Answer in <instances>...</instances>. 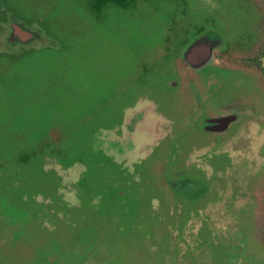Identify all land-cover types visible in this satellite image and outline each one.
Wrapping results in <instances>:
<instances>
[{"label": "rangeland", "instance_id": "obj_1", "mask_svg": "<svg viewBox=\"0 0 264 264\" xmlns=\"http://www.w3.org/2000/svg\"><path fill=\"white\" fill-rule=\"evenodd\" d=\"M173 2L174 0H150L141 5V14L118 8L110 12L104 10L101 14H97L89 0H8V7L16 12L18 17L32 21V25L34 20L41 19V25L51 36L50 38L55 43L63 44L68 50L60 54L59 52L43 53L42 56L30 59L27 65L39 71L40 83H35L30 92L21 89L16 81L6 85L2 83L0 107L5 106L12 111L17 107L23 109L28 102V93L36 95L33 101L36 108L38 106L41 108L45 102L46 105L42 107L44 111L47 104L52 108L57 105L76 108L90 102L95 103L102 91L124 87L127 76L137 74L143 63L149 61L156 65L155 84L159 86L162 76L174 70H180L172 57L162 59L166 53L160 56L164 51L162 45L170 24L175 23L176 29L170 44L174 51L178 49L174 44L176 40L185 37L180 34L183 28L189 29L187 36L188 39H192L191 33L195 26L212 24L223 30L220 32L225 36H223L224 40H228L227 34L230 35L234 27L253 29L260 27L259 23L264 19V0H185L184 6L178 0L177 4L181 3L183 6L184 16L177 13L180 8ZM3 18L6 24L7 15L4 14ZM246 25H248L247 28H245ZM244 45V43H237L229 48L227 44L221 49L224 55L218 56L219 67L222 70L217 77V83L222 86L223 91L231 89L224 98L225 101L233 99L230 105L233 106L231 110L239 114L240 119L246 116L253 122L243 123L235 131L223 133L219 140L220 147L214 155L208 154L205 149L192 151L186 155L194 146L204 147L211 139V142L214 140L210 134L192 126L181 127L180 120H175L173 124L178 140L164 138L155 152L149 151L169 131L167 125L170 121L158 120L162 112L177 116V112L188 105L182 96L183 93L180 92L182 91L180 87L162 90L160 99L163 106L150 111L144 109L146 112L142 116L148 120H122V124L117 125L115 117L119 116L120 111L116 100L109 101L107 106L103 104V100L99 101L87 115V120H98L97 124L101 125L100 131H102L98 132L102 137L106 134L107 145L114 150L115 156L109 155L111 157H108V162H105V169L108 168L107 166L111 169L117 163L121 164L122 160L124 165H130L137 158H144L138 167L139 171L144 169L140 174L141 178L143 174L148 175L147 171L150 168H161L166 159L171 161L168 165H171L174 171L184 167L188 170V174L195 176L191 170L195 163L206 171L203 172V181L207 186L199 187L190 184L180 189L189 192L195 188L205 187L202 198L188 203L187 209L191 212L182 217L186 218L184 224L177 219L167 220V224L158 225L154 233L155 239L153 237L145 239L142 229H137L139 233L135 234L127 231L128 233L121 232V236L116 235V231L115 233L111 231L114 229V223L120 222L123 226L129 224L125 218L147 216L153 211L150 206L147 205L149 209L146 207L147 203H141L140 200L134 201L132 191L126 195L119 206L122 213L115 214V218L108 224V227L112 226L111 229L99 228L95 223L93 225L85 222L86 216H79L81 208L79 204L91 198L87 191L93 188L106 196L103 189L109 187L108 180L99 181L96 178L100 169H97L94 162L90 163L91 167L88 170L90 174L88 171L85 173L82 167H78L76 171L77 166L74 165L69 170L58 169V171L54 167L49 169L48 166L49 174L44 171L46 167L42 171L39 170L41 177L36 176L37 184L40 181L42 186V182L45 183L49 175L51 181L47 183L50 184L48 192L44 191V195L38 196L37 200L43 203L42 198L49 197L55 202L56 210L59 208L57 202L64 204L66 199L71 213L64 216L69 222H62L58 215L53 211L48 212L49 210L43 206L40 209L31 207V203L30 205L28 203L31 198L27 193L23 202L28 211L16 217L17 213L5 207L6 202L3 195H0V235L4 232L6 238L13 241L22 239L25 234L24 240L27 243L25 248L30 246L27 252H24V256L30 258L27 264H118L121 263L120 261L124 264H172L171 262L175 261H178L176 264H264V74L261 69L263 66H258L256 63L261 58L262 65L264 54L261 56V53L264 43L254 42ZM24 49L31 48L23 47L19 50ZM0 51L7 50L0 45ZM12 53L17 52L11 51ZM250 56L256 58L253 65L246 59ZM12 62L10 59L0 57V81L6 79V74L10 72L12 66L16 68L22 66L19 61ZM183 71L185 75L187 72ZM17 73L22 82L28 80L23 70L19 69ZM201 74L202 72H199L200 76ZM186 78L190 79V74H186ZM195 78L196 76L193 80ZM129 89L132 88L129 87ZM232 91L236 94H231ZM150 100L151 97L145 96L144 99L140 98L138 104L148 103ZM129 107H124V111L128 112ZM128 116L130 117L131 114ZM40 120H47V118ZM50 120H54V117H50ZM259 120H262L260 127ZM114 124L117 126L111 134L104 130L113 127ZM182 136L185 141H179V137ZM174 142L180 144L179 153H183L177 157L169 154L170 146ZM132 144H134L133 147ZM51 159L55 161L56 158L52 157L50 161ZM92 159L95 160L96 157ZM90 160H85V163ZM64 172H67L66 184L61 185L60 181L52 183L53 175L59 177V174ZM124 172L127 176L132 175L127 170ZM155 175L157 176L155 180H159L163 173L160 178L157 171ZM124 186L132 190L133 183H124ZM155 187L156 196L162 197L164 192L161 186L155 185ZM61 188L63 191L70 192L64 194ZM169 193H171L170 190L164 202L162 201L161 207L171 210L175 207L181 208L180 204L171 202L173 196L169 198ZM32 201L34 202L35 199ZM183 201L177 198L176 202L184 204ZM168 203L169 207H167ZM37 216L40 221L45 219L46 222H50L53 228L45 226L43 222L40 223L41 228H35L33 222ZM78 218L81 220L83 218V224H80L82 221L74 224ZM163 218L167 216L164 215ZM127 226L130 227V225ZM182 226L187 229L185 234H189L190 230L195 228L194 237L197 239V246L205 245L210 252L207 261L195 262L193 258L188 259L192 256L191 254L184 258L183 254L172 249L177 236L180 235H171L170 228L176 227L181 232ZM29 231L34 234L30 235L32 233H28ZM152 241L158 244L163 252V256L159 255L158 260H151L155 250L146 248ZM167 254L170 256H165ZM183 259L186 260L185 263Z\"/></svg>", "mask_w": 264, "mask_h": 264}, {"label": "trees", "instance_id": "obj_2", "mask_svg": "<svg viewBox=\"0 0 264 264\" xmlns=\"http://www.w3.org/2000/svg\"><path fill=\"white\" fill-rule=\"evenodd\" d=\"M103 1L104 0H94L98 9ZM108 1L116 3L124 2V0ZM4 32V22H1L0 36ZM67 50L68 48L65 47L60 50H55L52 48H31L24 49L19 54H0V57L10 59L13 61L12 63L19 61L22 64V66L18 68L12 66V68H10V72L6 71L9 75L6 74V79L1 80L0 85L2 83H5L6 85V83L16 81L18 83L17 85L21 86V89L27 90L26 92L32 91V87L35 86V83H40L38 76L40 73L38 70L36 71L33 68H30L29 65H27V63L29 64L30 59H32L33 57L37 58L38 56H42L41 54L43 53L50 54L59 52L60 54L61 52H65ZM256 63L258 66H260V61H256ZM19 69L23 70L27 75V81L22 82V80L18 78L17 71ZM12 75L15 77H13ZM37 76L38 78L36 80ZM103 92L104 91H102L101 95H99L97 99L98 101L96 100L95 103L90 102L89 104H85L84 106H79L76 108H65L61 107L60 105L52 108L49 104H47V106L44 107L46 108L44 111L42 107L43 105H46L44 104L45 102L41 105L42 109L38 105V108L33 105L34 97L36 99V95H34V93L27 94L28 102L25 104V108L23 109L17 107L12 111L5 106L0 107V195H3L4 201L6 202L4 203L6 204L5 207L10 208L12 211L17 213L16 217H18V214L23 212L27 213L28 211V208H26V204L23 202L25 193H27V195L31 198V201H28L27 199L29 205L31 203V207L40 209L41 206H43L45 209L49 210L48 212L53 211L54 214L58 215L62 222H69V220L64 216L68 213H71L69 212L70 205H68V202L65 198L64 204L57 202L59 203V208L56 210L54 206L55 202L49 197L45 196L44 198H42V201L44 200L43 203L37 200L38 196H43L45 192H48L47 190H49L50 184L47 183L51 181L49 175L47 177L48 180L45 181V183L42 182V186L40 185V181L39 184H37L38 180L36 179V176L41 177L39 175V170L42 171L46 167L47 169H45L44 171L45 173L47 172L49 174V169H51L52 167L56 168L58 171V169L69 170L74 165L77 166V169H75L76 171L78 170V167H82V169H84L86 173L91 167L90 163L94 162L97 166V169H100V171L98 170L99 172L96 178L99 181L108 180L109 187L103 189L106 193V196L100 194L99 192H96L95 190H93V188L89 190V192L87 191V193L90 194L89 197L91 198L86 200L85 202H80L79 206L81 208L79 209V216H86L84 218V221L87 223H91L93 225L95 223L99 226V228H106L108 227V224L111 223L112 219L115 218V214H119L120 212L122 213V210H120L119 206H121V202L126 196H120L121 186H124V183H133L135 181V174L131 173V176H127L125 172L123 170H120L116 165L112 166L111 169L109 168V166H107L108 168L105 169L106 160L104 155L102 154L100 145H98V131L101 130V125L97 124L98 120H87L88 113L92 112L91 110L95 106V104L102 100ZM50 117H54V120H50ZM41 118H47V120H40ZM52 157L56 158L55 161L51 159V161L53 162L50 161V158ZM95 157L96 159L93 160L92 158ZM87 159L91 160L85 163V160ZM88 172L90 174V171ZM59 175L61 179L59 177H56V175H53L52 183H59L60 181L61 185L66 184L67 172ZM89 177L91 176L89 175ZM125 188L129 190V187ZM204 189L205 188H201L200 191L203 192ZM61 192L65 194L69 193L70 191H63L61 188ZM112 192L113 194L111 195ZM129 193L130 192H128V195ZM109 195H111V197ZM172 196L173 198L171 199V202L180 204L181 208L175 207L173 210L169 208L163 209L161 207V203L158 207L156 206L159 209L153 207L156 210L149 212L147 216L143 215L142 218H133L132 216H130L129 218H125L126 221L129 222V224H124L122 226V223L117 222L116 224L114 223V229H111L112 226L108 228L111 229L113 233H115L116 231V235H120L121 232L127 231L131 232V234H135L139 233L137 229H142V235L145 234V239L151 237L155 239L154 233L157 227H159L162 223L167 224V220L170 221L177 219L178 221H180V223L184 224L186 218L182 217H184V215H187L188 211L191 212V210L187 209L188 204L184 205L178 203L176 202L177 198L175 197V195L172 194ZM202 196H204V194ZM32 199H35V201L33 202ZM188 203H190V201H188ZM167 205V207L170 206L169 203ZM96 208H98L97 211L95 210ZM123 213L129 214L128 212L124 211ZM162 215H166L167 218H163ZM82 220L78 218L77 220H75L74 224ZM42 222L45 223V226L52 227V224L48 221L46 222L45 219H43V221H40L39 216L36 217L33 224L35 228L38 229L41 228L40 223ZM80 224H83V221L80 222ZM127 225H130V227H128ZM125 226L128 228H124ZM186 230L187 229L184 226L181 227V232L176 227L170 228L171 235H180L177 236L174 242L175 245L172 247V249L178 251L180 254H183L184 258L186 257V255L190 256L191 254L192 256H190L188 259L192 260L193 258L195 259V262H201V260L207 261L210 252L207 250L208 248H206L205 245L197 246V239L194 237L195 228H192L189 234H185ZM28 233H32L30 235L34 234V232L32 231H29ZM2 234L3 236H1ZM2 234L0 235V264L29 263L30 258L24 256V252H27V250L30 248V246L25 248V246L27 245V243H25L26 241L24 240L25 234H23L22 239L19 238L13 241L8 240L4 232H2ZM122 236H124V234H122ZM28 243L30 244V242ZM156 246L158 248H156ZM146 248L155 250L153 253L154 257H151V260H158V256L163 254L158 244H155L153 241L150 242L149 246ZM168 255L169 254L165 256ZM185 261L186 260L183 259L184 263ZM120 262L121 263L118 264H124L122 261ZM177 262L178 261L171 263L176 264Z\"/></svg>", "mask_w": 264, "mask_h": 264}, {"label": "flooded vegetation", "instance_id": "obj_3", "mask_svg": "<svg viewBox=\"0 0 264 264\" xmlns=\"http://www.w3.org/2000/svg\"><path fill=\"white\" fill-rule=\"evenodd\" d=\"M150 0H124V2H112L108 0H104L101 4L99 9L97 8V5L95 4L94 0H89L91 6L95 9L97 14H101L102 11H107L110 12L111 10L118 8L122 9L125 11L129 12H136L138 14H141L142 8L141 5L149 2ZM185 0H179V2H182L184 6ZM178 0H174L173 3H175L180 10H178V14L183 15L184 14V9L182 4H177ZM99 10V11H98ZM11 14H14L11 10H6V15H7V20L8 22L5 24L4 23V28L6 33H2L0 36V45L7 50V52L11 53V51H18L20 48H39V47H44L47 45L46 42L43 41V38L45 37L43 33H40L41 39H34L29 43H15L13 45H9L8 47L5 46L7 43L6 38L9 34L10 31V24L13 21L16 22H23L25 24L30 25L31 28H36L35 25H32V21L30 20H24L21 17H18L15 15V19L12 20L9 16ZM184 16V15H183ZM174 24L172 23L169 25V28L167 29V35L165 37V40L163 41L162 45V50H164L161 53V57L166 53L165 56L162 57V59L166 58H173L174 62L177 64V66L180 68V70H174L173 72H170L168 74H165L162 76L161 83L159 86H156V80H155V71H156V65L149 62L143 63L141 66L140 71L137 72V74H132L127 76V80L124 82L123 85L124 87H120L119 89H111L109 91H104L102 95V100L103 104L106 106L109 105V101L116 100L117 102V108L120 111L119 116L115 117L116 124L121 125L122 120H146L145 116H142L146 111L144 109L150 111V109L153 108H159L160 106H163L161 104V99H160V93H162L163 89L166 90H172L176 88H181L183 93V98L186 100L188 105H185L183 109L179 110L177 112V116H174L173 114L169 113H163L162 116L158 120H169V124L167 125L169 131L166 133L164 137L161 138V140L155 144L154 147H152L149 151L155 152L157 147L162 143L164 138H169L172 141H177L178 136L174 133V128L173 124L175 120H180V126L181 127H186V126H192L202 132H206L213 136V142L212 139L208 142L207 145L204 147L202 146H194L191 148V151L187 152L186 155H188L192 151H198L205 149L207 150L206 152L211 155H214V152L217 151L219 145V140L221 139V135L223 133H226L227 131L230 130H236L237 127L242 125L243 123L246 122H253L250 118H247L246 116H243L241 119L239 118L240 115L237 114L236 112H233L231 110L233 106H230L233 103V99L225 101V97L231 90H221L222 86L218 85L217 83V77L220 75L219 73L221 72L222 69L219 67L220 59L218 56H223V50L221 51L222 48L226 47L227 44H229V48L234 47L237 43H244L246 46L247 44L258 42V43H264V19L260 21L259 25L260 27H254L253 29L249 28V30H245L244 28L240 27H234L227 36H229L228 40H224V35L220 32L223 31L220 28L215 27L214 25L210 24H200L195 26L194 30H192V39H188V30L187 28H183L180 34L184 35V38H180L179 40H176L174 44L176 48L174 51L171 49V41L173 40V36L176 34V29L174 28ZM248 25L245 26L247 28ZM258 28V29H257ZM37 29V28H36ZM7 35V36H6ZM207 35L211 38V40H214L215 43L211 46L210 48V55H209V60L206 63H203L200 65L198 68L193 67L187 59H193L197 61L199 57L194 53V55H188L186 54L185 57V52L187 51L188 46L198 39L199 37ZM224 36V37H223ZM5 40L3 41V39ZM151 47L153 45H150ZM198 54V53H197ZM264 54V46H263V52L261 53V56ZM199 56V54H198ZM260 56V57H261ZM251 62V64H254V61L256 60L255 57L250 56L246 58ZM178 60V61H177ZM212 62V64H211ZM212 66H211V65ZM208 66V67H207ZM260 66L261 65V58H260ZM184 68V69H183ZM187 72L186 74H190V79L186 78V74L183 75V70ZM263 74H264V67H261ZM224 70V68H223ZM199 72H202L201 76L199 75ZM195 74V75H194ZM196 76V78L193 80V77ZM232 76V75H231ZM164 78H166L164 80ZM201 78V79H200ZM200 79V81H199ZM216 80V81H215ZM208 81H211V83H208ZM132 83V85L129 86V84ZM126 87V88H125ZM131 87L132 89H129ZM148 91V92H147ZM234 95V91H232ZM236 94V93H235ZM151 97V100L148 101V103L143 102L142 104H138V101L140 98L144 97ZM129 111L125 112L124 107H128ZM145 106V108H141ZM232 111V112H231ZM131 116L129 117L128 115ZM227 115H234L233 118L229 119L228 122L225 125H220L218 123L220 117H224ZM247 119V120H242V119ZM240 119V120H239ZM148 120V119H147ZM150 120V118H149ZM190 120V121H189ZM262 120H259V127L261 126ZM255 122V121H254ZM114 124L113 127H110L106 130L108 133L111 134L113 132V129L117 126ZM248 126V125H246ZM245 126V127H246ZM100 131V130H99ZM102 132V131H100ZM100 132H98V138H99V143L101 147L102 154L105 157V160L108 161V157H111L109 155L115 156L114 150L112 147H109L107 145V140H106V134L102 137ZM174 133V134H173ZM233 133V131H232ZM231 133V134H232ZM179 141H185V139L182 137H179ZM211 142V143H210ZM218 143V145L216 144ZM134 144H132L133 147ZM180 145V144H179ZM179 145L177 143H173V145L170 146V156L174 155V157L178 155H182L183 153H179ZM149 153V154H151ZM167 155V152H165ZM118 159V158H117ZM144 158H137L132 164L130 165H124L123 160L121 161V164H118L115 160L114 162L117 163V167L120 170H127L128 173L135 174V181L133 182L132 190H128L125 188V186H121L120 190V196L123 197L124 195L126 196L128 192L132 191L131 193L134 195L133 200L134 201H139L142 203H147L145 204L146 207L150 206L151 209L154 210L153 207L159 206L163 200L166 199V195L169 193V198L172 194L175 195L176 198H181L183 199V203L188 204V201L194 202L199 198H202L203 193L200 191L201 188H195L193 190L188 191H182L180 190L182 186L186 185H195V186H203L206 185V183L203 181V171L202 167H199L195 163L194 167H191V170L193 171V174L195 176H192L191 174L187 173L186 168H178V170L174 171L171 169V165L169 160L166 159V162L164 165L161 166V168H150L149 171H147L148 175L144 176V179H142L140 174H142L143 170L139 171V163H142ZM112 160V159H111ZM119 160V159H118ZM113 161V160H112ZM184 163V162H183ZM186 164V163H185ZM190 165V164H188ZM160 170V172H159ZM158 172L159 178L162 177L161 179L164 180H155L157 177L155 175V172ZM208 172V171H207ZM210 173V172H209ZM198 174V175H197ZM153 175V176H152ZM145 178H148L147 180ZM129 184V183H128ZM155 185H160L161 189L163 190L164 194L161 195L162 197L156 196V187ZM207 186V185H206ZM205 188V187H204ZM168 191V192H167ZM201 192V193H200ZM76 195V191L74 192ZM195 194V195H194ZM164 198V199H163ZM164 202V201H163ZM182 204V202H181ZM148 205V206H147ZM149 209V208H148ZM190 211H188V214ZM141 213V212H140ZM187 214V213H186ZM187 214V215H188ZM138 218H142V216H137ZM156 218V217H155Z\"/></svg>", "mask_w": 264, "mask_h": 264}, {"label": "water", "instance_id": "obj_4", "mask_svg": "<svg viewBox=\"0 0 264 264\" xmlns=\"http://www.w3.org/2000/svg\"><path fill=\"white\" fill-rule=\"evenodd\" d=\"M11 10L8 7V0H0V23L4 22L3 15H6V10ZM12 11V10H11ZM14 14H11L9 17L14 20L15 15L17 16V13L12 11ZM34 25L36 26L37 29H32L30 25L25 24L23 22H16L13 21L10 24V31L9 34L6 38V47L9 45H13L15 43H29L34 39H41L40 33L44 34L43 41L47 43L44 47H40L39 49L43 48H52L55 50H60L63 49L64 46L61 43H55L49 36L46 31L43 29L41 25V19H37L33 21ZM215 43L214 40H211V38L207 35H203L193 41L187 48V51L185 52V57L186 54L188 55H194V53L199 57L197 61L193 59H187L188 62L195 68H198L200 65L203 63H206L209 60V55H210V48L211 46ZM36 49V48H35ZM38 49V48H37ZM23 51V50H22ZM16 54H19L21 50L16 51ZM7 51H0V54H6ZM199 56H198V54ZM8 54V53H7ZM262 65L264 67V56L262 58ZM234 115H227L224 117H220L218 123L220 125H225L229 119L233 118Z\"/></svg>", "mask_w": 264, "mask_h": 264}]
</instances>
